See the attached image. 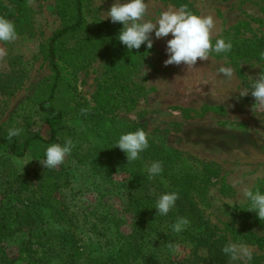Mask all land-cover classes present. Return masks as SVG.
Segmentation results:
<instances>
[{"label":"rangeland","instance_id":"1","mask_svg":"<svg viewBox=\"0 0 264 264\" xmlns=\"http://www.w3.org/2000/svg\"><path fill=\"white\" fill-rule=\"evenodd\" d=\"M25 1L29 10L25 22L16 27L18 38L0 42V76L15 90L9 96L0 95V131L7 133L16 127L22 133L39 132L46 137L47 128L37 125L41 123L37 93L51 76L46 48L60 29L61 18L56 0ZM187 1L196 15L212 18L213 45L219 38L231 41L229 53H212L208 60L198 59L190 67L165 65L171 36L153 37L154 52L124 82L112 78L118 60L100 46V53L88 55L83 68L59 64L63 80L56 103L66 112L60 141L63 144L70 138L74 145L64 163L46 170L37 161L44 156L41 148L19 159L0 147V227L6 225V230H0V254L7 261L25 264L19 261V244L37 234L29 229L19 234V204L41 183L45 192L54 190L73 224L57 230L74 232L78 245L92 257L115 253L133 231L132 216L126 210L129 197H141L155 206L162 194L151 188L158 187L157 183L147 180L146 170L154 161L162 162L164 188L181 191L182 205L193 209L194 220L203 222L197 234L208 224L215 236L226 237L228 243H233L232 230L264 237V221L248 211L249 205L242 199L245 187L264 192V107L255 105L250 92L241 95L250 87V80L264 73V63L247 59L242 52L235 54L247 40L264 38V0ZM114 2L85 0L88 24H113L106 13ZM0 3V16L13 22L14 0ZM146 4V18L153 22L161 12L180 10L168 1L146 0ZM75 40L65 41L63 46L71 47ZM120 62L126 65L125 59ZM221 67L233 69L231 79L219 72ZM104 98L112 99L114 106H105ZM141 128L148 134L149 147L127 164L125 154L113 148L115 141L121 134ZM167 156L184 161L164 171ZM205 165L212 174L206 173ZM135 170H140L141 177L131 183ZM40 212L32 217L36 223L49 221L48 209ZM176 237L175 250L167 242L148 240L145 254L152 256L148 263L214 264L206 246L197 240L182 241L181 233ZM247 247L252 252L250 261L226 257L222 264H264V252Z\"/></svg>","mask_w":264,"mask_h":264},{"label":"trees","instance_id":"2","mask_svg":"<svg viewBox=\"0 0 264 264\" xmlns=\"http://www.w3.org/2000/svg\"><path fill=\"white\" fill-rule=\"evenodd\" d=\"M171 2L175 7L184 8L194 14L192 4L187 0H162ZM85 0H56L57 13L61 18V27L54 32L49 40L46 48V58L51 69V76L47 82L41 84L38 89L37 117L41 123H37L39 127L47 128V135L43 137L39 132L26 131L20 136L13 137L12 140L7 139V133L0 131V147L4 148L8 155L15 158H23L32 153L36 148H41L44 153L45 149L54 143L62 144L60 141V132L66 115L64 109L58 107L56 103L57 90L62 83V73L60 63L74 68H83L84 60L88 55H94L99 52V47L103 46L110 50L118 61V67L111 70L112 78L116 80L127 81V76L137 71L141 67L146 57L154 52V49L147 50L145 46H141L139 50H133L132 53L118 42V34L121 24H88L84 15ZM1 5V3H0ZM16 9V18L13 23L15 27L19 26L23 21L25 13L29 10L25 0H14ZM5 9V7H4ZM117 37V39H116ZM76 39L75 44L65 48L64 42ZM244 47L235 50V54L241 53L247 59H255L264 63V38L249 39L244 43ZM104 49V53H106ZM149 54H148V53ZM103 53V52H102ZM108 57V59L111 58ZM126 60V65L120 61ZM125 68V71L122 69ZM124 88L125 86H121ZM11 84L7 83L5 77L0 76V95H11L14 93ZM102 92V87L99 89ZM127 91V88H125ZM100 96V94H99ZM103 104L107 107L114 106L112 99L104 98ZM214 110V109H213ZM168 157V156H167ZM166 164L165 170L182 163L183 159L171 158L163 159ZM206 173L212 174L208 165L204 166ZM132 179L140 180V170L132 172ZM165 174V173H164ZM204 177V175H202ZM37 178V176H35ZM162 175L151 180L157 183L158 187L151 185L152 190L156 189L162 192H178L179 199L167 216L156 215L155 206L143 202L141 197L130 196L126 210L132 216L131 225L132 233L126 237L115 253L102 256L92 257L85 247L78 245L74 232L59 231L58 228L69 229L73 226L70 217L67 216L65 209L57 202V195L54 190L50 189L45 192L44 184L41 183L39 189L32 193L28 200L21 201L19 204V234L23 229L35 231L37 236L29 235L25 241L19 244V261L25 264H149L148 260L152 256L145 254L148 240H161V243L173 244L178 238L176 233L171 231L170 225L177 217H185L189 221L188 227L181 232L182 241L191 239L197 240L203 247H207L209 256L214 264H222V260L226 256L222 253V248L228 244L226 237L215 236L212 229L204 226V230L197 234L201 224L192 217L195 213L193 209L186 208L182 205L183 195L181 191L172 187L164 188ZM37 180V179H36ZM39 180V178H38ZM148 180V179H147ZM150 181V180H148ZM171 184H174L171 183ZM49 211V221L36 223L33 215L41 210ZM144 220V222H142ZM56 229H55V228ZM1 231L6 230V225L0 227ZM166 232H170L167 234ZM40 233V234H39ZM231 241L233 243L240 242L247 246L254 247L264 252V237L254 234H243L240 231L232 230ZM2 234H0V242ZM14 261H7L2 253L0 254V264H13ZM180 264V263H177ZM250 264H256L251 262Z\"/></svg>","mask_w":264,"mask_h":264},{"label":"clouds","instance_id":"3","mask_svg":"<svg viewBox=\"0 0 264 264\" xmlns=\"http://www.w3.org/2000/svg\"><path fill=\"white\" fill-rule=\"evenodd\" d=\"M146 0H115L107 11L106 16L113 24L122 25L118 34V42L128 52L139 50L145 46L147 50L153 48V37L156 40L167 39L165 65L184 64L188 67L194 66L197 60L206 61L212 53L227 54L233 45L231 41L223 38L216 39L213 45L211 31L213 20L209 17H201L184 8L178 11H164L156 17L155 22L147 17ZM18 38L14 23L0 16V42H12ZM148 53V52H147ZM149 54V53H148ZM219 72L226 78L231 79L234 71L231 67H221ZM250 87L241 95L251 93L256 104L264 107V73L260 72L258 79L250 80ZM22 129L10 128L7 132V139L20 136ZM73 141L68 138L63 144L54 143L44 151L43 159L37 160L46 170L55 169L64 163L65 157L71 154ZM149 147L148 134L141 128L135 132L123 133L115 141L113 148H118L125 154L127 164L139 159L140 154ZM148 180L159 177L163 172V165L160 161H154L147 168ZM179 199L178 192H167L161 194L156 201V215L167 216L175 208ZM242 199L249 205L250 212H254L260 221H264V192L259 189L253 191L245 187L242 192ZM189 225L185 217H177L170 225L174 233L183 232ZM169 249L175 250V245L169 243ZM222 253L230 261H250L252 252L247 245L235 242L228 243L222 248Z\"/></svg>","mask_w":264,"mask_h":264}]
</instances>
